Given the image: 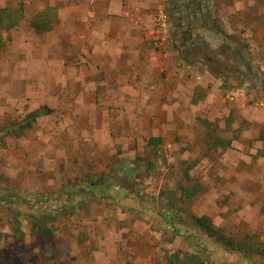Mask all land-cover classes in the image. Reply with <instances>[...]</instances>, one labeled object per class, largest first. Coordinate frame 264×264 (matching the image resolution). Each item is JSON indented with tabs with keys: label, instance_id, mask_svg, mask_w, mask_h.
Segmentation results:
<instances>
[{
	"label": "rangeland",
	"instance_id": "rangeland-1",
	"mask_svg": "<svg viewBox=\"0 0 264 264\" xmlns=\"http://www.w3.org/2000/svg\"><path fill=\"white\" fill-rule=\"evenodd\" d=\"M2 9L0 264H264V0Z\"/></svg>",
	"mask_w": 264,
	"mask_h": 264
},
{
	"label": "trees",
	"instance_id": "trees-1",
	"mask_svg": "<svg viewBox=\"0 0 264 264\" xmlns=\"http://www.w3.org/2000/svg\"><path fill=\"white\" fill-rule=\"evenodd\" d=\"M20 17L16 14V13H11V11L7 10V9H2L0 10V30L1 29H10V28H13V27H16L17 24H18V21H19ZM3 24H5V26H3ZM35 27H33V29L35 30H38V31H44V30H48L49 29V26H46V25H43V24H34ZM2 27V28H1ZM41 115H44L43 112L41 111H34L32 113L29 114L27 120L25 121V124L23 125H20V128L19 130H24L26 128H29L30 125H31V122L35 121V119L37 117H40ZM259 140L264 142V128H262V130L260 131L259 133ZM219 144L221 143L222 146L224 145L223 143V139L222 138H217L216 140ZM161 142V139L160 138H157V137H150L148 140H147V144L149 145H158L159 143ZM261 158H264V149H262L259 154H258ZM194 190H197L196 188ZM189 191L187 193L186 190H184V195H193L195 194L196 191ZM5 202H8V201H5ZM4 202V203H5ZM13 203V200L10 202L9 201V204H12ZM39 222V221H38ZM188 225L189 228H197L196 230H199L200 233H205L207 234L208 236L212 237L213 234L215 233V230L214 228L212 227V221L210 218L208 217H200V218H196V217H193L191 218V222L190 224H186V226ZM192 226V227H191ZM47 232H49V230H46ZM234 243V242H233ZM231 247L233 248H236V252H241V247H238V246H235V245H231ZM178 255H175L173 256L174 258H177ZM188 260L191 261V260H194L196 262V264H204L202 261H200L198 258L196 257H191V256H187ZM169 264H174L172 260L169 259Z\"/></svg>",
	"mask_w": 264,
	"mask_h": 264
},
{
	"label": "built area",
	"instance_id": "built-area-1",
	"mask_svg": "<svg viewBox=\"0 0 264 264\" xmlns=\"http://www.w3.org/2000/svg\"><path fill=\"white\" fill-rule=\"evenodd\" d=\"M156 14L158 15L157 25H156L157 28L155 30V33L153 34V38L151 39L152 41H154V44L160 46L162 42H164L165 40L164 33H166L167 31L168 24L166 22V16L161 9L158 10ZM146 38H148V35H146ZM230 95L231 94L228 95V98L231 99Z\"/></svg>",
	"mask_w": 264,
	"mask_h": 264
}]
</instances>
